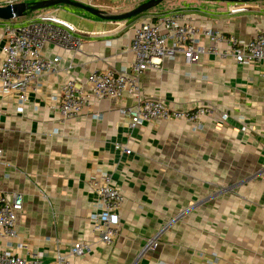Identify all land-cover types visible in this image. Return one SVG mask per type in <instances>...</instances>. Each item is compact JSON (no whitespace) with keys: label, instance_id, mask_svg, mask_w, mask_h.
I'll return each instance as SVG.
<instances>
[{"label":"crops","instance_id":"0c3cea01","mask_svg":"<svg viewBox=\"0 0 264 264\" xmlns=\"http://www.w3.org/2000/svg\"><path fill=\"white\" fill-rule=\"evenodd\" d=\"M19 1L37 0L0 3ZM78 1L120 13L146 0ZM158 12H177L199 29L246 39L264 28L260 0H164L150 13L122 21L86 13L64 19L58 8L38 10L27 20L0 19V61L7 29L30 20L57 18L80 40L74 49L43 45V55L59 57L58 68L42 74L21 110L17 93L0 88V191L23 197L18 235L0 237V247L23 241L22 254L43 253L42 264L87 239L90 252L74 264H264V64L239 65L231 56L209 54L188 64L176 55L142 73L143 97L182 110L210 105L201 128L186 120L131 127L122 109L137 100L127 94L97 100L68 120L54 107L52 97L67 78L79 84L94 70L127 67L134 26ZM221 112L228 113L225 121ZM98 168L125 196L112 244L97 241L90 227L98 200L89 182ZM155 235L158 245L143 252Z\"/></svg>","mask_w":264,"mask_h":264},{"label":"built area","instance_id":"2783aa9c","mask_svg":"<svg viewBox=\"0 0 264 264\" xmlns=\"http://www.w3.org/2000/svg\"><path fill=\"white\" fill-rule=\"evenodd\" d=\"M57 18L30 20L17 28H8V36L2 46L0 61V88L15 91L21 110L29 91L36 90L40 77L56 71L59 57L42 54L45 43H53L64 48H76L80 40L58 24ZM207 44L203 45L201 40ZM225 44L220 48L219 44ZM133 54L131 63L118 70H94L84 83H76L67 78L52 99L54 107L63 120L75 118L84 108L100 99H120L131 95L137 101L134 107L122 109L134 127L153 120H186L197 128L203 126L204 119L212 114L210 105H199L187 110L168 106L159 98L142 95L141 75L150 67H160L163 59H173L182 55L188 64L197 62L202 55L219 57L231 56L239 65L264 64V28L251 38H241L217 28L199 29L177 12L155 13L150 19L142 20L133 28L130 41ZM228 118L227 112L220 113V120ZM115 148L130 153L120 143ZM2 150L0 149V154ZM97 196L96 211L90 215L93 236L99 242L112 244L120 232V210L125 200L122 191L112 184L109 172L98 168L89 182ZM23 209V197L18 192L0 191V237L12 240L18 235V219ZM90 239L71 242L66 250L57 251L53 264H74V258L86 256L92 247ZM158 245V235L146 240L143 252ZM23 241L15 247H0V264H42L43 253L31 258L25 257Z\"/></svg>","mask_w":264,"mask_h":264},{"label":"water","instance_id":"95a60500","mask_svg":"<svg viewBox=\"0 0 264 264\" xmlns=\"http://www.w3.org/2000/svg\"><path fill=\"white\" fill-rule=\"evenodd\" d=\"M164 0H146L136 6L120 13H109L103 11L90 4L78 0H37V1H19L8 2L5 5H0V19L11 20L26 16L28 13L38 11L41 9L53 7L55 5L66 4L76 6L86 11L90 15L104 20L122 21L128 20L149 11L155 6L159 5ZM209 1H249V0H209ZM264 1V0H260Z\"/></svg>","mask_w":264,"mask_h":264},{"label":"rangeland","instance_id":"374dc122","mask_svg":"<svg viewBox=\"0 0 264 264\" xmlns=\"http://www.w3.org/2000/svg\"><path fill=\"white\" fill-rule=\"evenodd\" d=\"M206 1L209 2V0H206ZM161 3H163V2H161ZM161 3H160V4H161ZM160 4L157 5V6H155L154 9H155L156 7H159ZM0 5H5V4H4V3H0ZM52 8H53V9H54V8H58V9L61 11V13H59L58 16L63 17L64 19H68V17H71V18L76 17V16H75L76 13H86V14H89V13H87L86 11L82 10L81 8H78V7H76V6L66 5V4L55 5V6H53V7L45 8V10H47V9H52ZM151 11H153V8L150 9L149 11H147V13H145V14H148V13H150ZM35 14H36V11H33V12L28 13V14H27L28 16H26V17H28V19H29V18H31L32 16H34ZM89 15H90V14H89ZM23 19H25V17L22 18L21 20H23ZM25 20H27V19H25ZM72 22H73V21H72Z\"/></svg>","mask_w":264,"mask_h":264},{"label":"trees","instance_id":"16d2710c","mask_svg":"<svg viewBox=\"0 0 264 264\" xmlns=\"http://www.w3.org/2000/svg\"><path fill=\"white\" fill-rule=\"evenodd\" d=\"M144 14V13H143ZM140 16V15H139ZM138 17V16H137ZM135 18V17H134Z\"/></svg>","mask_w":264,"mask_h":264}]
</instances>
